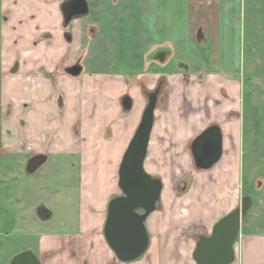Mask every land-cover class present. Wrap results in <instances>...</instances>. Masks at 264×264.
Returning <instances> with one entry per match:
<instances>
[{
  "label": "crops",
  "instance_id": "0c3cea01",
  "mask_svg": "<svg viewBox=\"0 0 264 264\" xmlns=\"http://www.w3.org/2000/svg\"><path fill=\"white\" fill-rule=\"evenodd\" d=\"M65 1L0 0V164L10 163L16 171H24L25 177H30L53 156L79 158L78 232L64 237L42 236L38 244L41 264H54L49 259L51 252L63 256V264H143L140 258L129 263L118 261L104 239L103 226L107 204L120 191L118 168L146 106V90L157 92V104L145 171L149 172L147 161L151 153L154 162L166 157L161 163L166 170L177 162L170 155L178 152L173 149L179 148L181 122L197 125L184 141L183 153L200 132L218 125L223 147L220 160L208 170H197L189 149L188 160L183 156L182 161L194 169L192 187L196 179L216 168L222 178H217V173L212 178L221 179V187L237 193L239 187L241 190L239 177L243 167L242 87L227 79L218 85L178 83L173 73L166 75L165 82L163 74L150 73L148 66L167 65L173 56L167 44L157 48L143 73L84 72L80 63L81 17L65 25L61 12ZM189 2V11H211L214 7L217 10L220 5L219 0ZM74 67L79 69L81 81L70 72ZM84 92L89 99L83 100ZM125 96L131 100L128 111L121 105ZM195 107L197 113L188 115ZM86 110L91 112L88 118L83 117ZM199 112L207 114L201 123L203 115ZM154 162L153 166H158ZM200 182L204 186L207 179ZM23 195L17 191L9 203L18 218L32 211L49 216L46 204L31 208L28 202L21 204ZM212 218L208 216L203 226ZM251 230L252 225L243 222L234 244L232 264H264V230Z\"/></svg>",
  "mask_w": 264,
  "mask_h": 264
},
{
  "label": "rangeland",
  "instance_id": "374dc122",
  "mask_svg": "<svg viewBox=\"0 0 264 264\" xmlns=\"http://www.w3.org/2000/svg\"><path fill=\"white\" fill-rule=\"evenodd\" d=\"M88 2L90 12L81 17L80 23V63L84 72L143 73L157 48L167 44L173 50L167 65L148 66L150 73L163 74L165 82L166 75L173 73L178 83L218 85L227 79L242 87L241 190L239 187L235 193V189L221 187V179L212 178L216 173L217 178H222L216 168L196 179L192 187L194 169L182 160L183 156L187 160L189 157L188 147L183 153L184 141L197 125L181 122L179 148L173 149L178 152L170 155L177 162L166 170L161 166L165 156L159 162H154V154L148 156L146 172L160 178L163 187L160 209L145 223L150 242L139 260L143 259V264H195L191 253L198 237L210 234L214 222L239 207L241 197L247 194L254 197L255 204L241 226L248 222L251 231L264 230V0H219L217 10L214 7L211 11H189V0ZM70 72L81 81L77 67ZM86 99L89 96L84 92L83 100ZM189 111L188 115H193L198 109ZM90 113L86 110L83 117L88 118ZM200 114L201 123L207 114ZM24 174L10 163L0 164V264H9L12 256L24 250L33 251L39 258L42 236L75 235L79 229L78 156H53L32 176ZM203 178L207 182L200 186ZM17 191L24 194L21 204L28 202L30 208L46 204L49 217L41 218L32 211L18 218L9 204ZM120 194L118 191L117 196ZM208 216L213 218L203 226ZM49 259L54 264L65 261L54 252Z\"/></svg>",
  "mask_w": 264,
  "mask_h": 264
},
{
  "label": "water",
  "instance_id": "95a60500",
  "mask_svg": "<svg viewBox=\"0 0 264 264\" xmlns=\"http://www.w3.org/2000/svg\"><path fill=\"white\" fill-rule=\"evenodd\" d=\"M64 24L73 18L88 14L86 0H67L61 6ZM157 92L147 96L140 122L123 153L118 172L117 186L121 192L107 204L103 226L104 239L120 262L129 263L143 256L149 247L146 220L160 209L162 181L144 169L147 148L154 123ZM122 108H131L128 96L121 99ZM190 154L197 170L212 168L222 156V133L218 125H210L190 144ZM251 198L244 197L239 207L219 218L210 234L200 235L191 257L195 264H232L234 244L238 238L241 221L251 207ZM49 216L41 218H48ZM9 264H41L36 254L24 250L12 256Z\"/></svg>",
  "mask_w": 264,
  "mask_h": 264
},
{
  "label": "flooded vegetation",
  "instance_id": "af4514ba",
  "mask_svg": "<svg viewBox=\"0 0 264 264\" xmlns=\"http://www.w3.org/2000/svg\"><path fill=\"white\" fill-rule=\"evenodd\" d=\"M153 92H155V90L154 91H152V92H146V97L148 96V95H150L151 93H153ZM254 191H258V190H256V189H254ZM258 194V193H257ZM244 197H250L251 198V201H252V203H251V207H250V209L252 208V206H254V204H255V200H254V197L253 196H250V195H243L242 197H241V200L244 198ZM241 200H240V204H241ZM240 206V205H239ZM249 209V210H250ZM246 217V216H245ZM244 217V218H245ZM243 220V219H242ZM241 223H242V221H241Z\"/></svg>",
  "mask_w": 264,
  "mask_h": 264
}]
</instances>
